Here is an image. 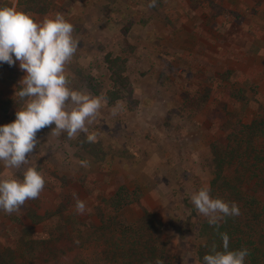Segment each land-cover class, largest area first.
I'll use <instances>...</instances> for the list:
<instances>
[{
	"label": "rangeland",
	"instance_id": "obj_1",
	"mask_svg": "<svg viewBox=\"0 0 264 264\" xmlns=\"http://www.w3.org/2000/svg\"><path fill=\"white\" fill-rule=\"evenodd\" d=\"M5 5L35 20L63 13L74 25L79 48L66 66L70 87L104 95L107 72L99 66L106 53L127 60L130 84L117 101L125 111L113 116L117 102L107 103L88 123L96 142L57 136L54 123L37 132L26 166L43 175L44 189L21 212L0 210V237L17 238L34 224V213L44 217L75 204L76 196L86 204L80 215L91 214L96 200L126 187L142 199L125 217L162 222L165 247L177 250L204 217L190 194L212 178L205 168L211 146L264 103V0H157L155 7L149 0H0ZM24 74L18 61L0 64V124L15 119ZM237 91L245 99L236 105ZM14 172L0 163V177ZM92 220L98 223L96 215ZM5 250L0 245V255ZM188 257L185 264H200L191 251Z\"/></svg>",
	"mask_w": 264,
	"mask_h": 264
},
{
	"label": "trees",
	"instance_id": "obj_2",
	"mask_svg": "<svg viewBox=\"0 0 264 264\" xmlns=\"http://www.w3.org/2000/svg\"><path fill=\"white\" fill-rule=\"evenodd\" d=\"M100 67L107 72L108 89L100 88L108 103H115L130 84L127 60L106 53ZM232 98L236 105L242 104L245 95L237 91ZM248 117L249 122L237 118L226 129L222 143L211 146L205 165L212 174L207 182L211 195L237 203L239 216L227 217L218 226L203 217L193 224L196 233L187 242L181 236L173 252L162 241V222L125 217L142 195L120 187L105 202L96 200L91 214L85 216L75 211V204L62 205L56 212L50 209L44 217L34 213V224L17 238L0 237L6 249L0 264H156L157 259L163 264H185L191 259L190 251L200 263L213 243L220 246L222 232L230 237V249H249L246 264H264V103ZM95 215L97 224L92 220Z\"/></svg>",
	"mask_w": 264,
	"mask_h": 264
},
{
	"label": "clouds",
	"instance_id": "obj_3",
	"mask_svg": "<svg viewBox=\"0 0 264 264\" xmlns=\"http://www.w3.org/2000/svg\"><path fill=\"white\" fill-rule=\"evenodd\" d=\"M157 0H149L155 7ZM74 25L63 13L44 16L40 20L14 6H0V64L14 65L25 72L18 82L14 96L19 103L15 119L0 124V163L11 176L0 177V210L7 214L21 212L28 200L37 199L45 186L43 175L29 164L28 154L38 144L37 132L54 123L57 136L68 139L85 135L89 143L97 141V133L89 131L92 122L107 106L106 95H92L70 87L66 66L79 48L73 35ZM126 110L123 102L111 108L116 116ZM87 165V161H81ZM19 173V175H17ZM75 211L85 214L86 204L78 196ZM190 201L209 225L218 226L227 217L241 214L237 203L211 195L210 186L204 185L190 194ZM221 244L213 243L200 259V264H246L249 249H230L228 233H220ZM156 264H163L157 259Z\"/></svg>",
	"mask_w": 264,
	"mask_h": 264
}]
</instances>
